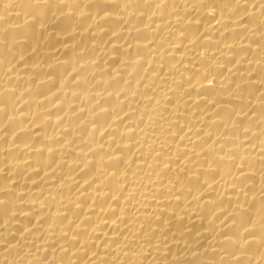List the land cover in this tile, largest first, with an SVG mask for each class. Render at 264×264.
Returning a JSON list of instances; mask_svg holds the SVG:
<instances>
[{"label": "bare ground", "instance_id": "bare-ground-1", "mask_svg": "<svg viewBox=\"0 0 264 264\" xmlns=\"http://www.w3.org/2000/svg\"><path fill=\"white\" fill-rule=\"evenodd\" d=\"M0 264H264V0H0Z\"/></svg>", "mask_w": 264, "mask_h": 264}]
</instances>
